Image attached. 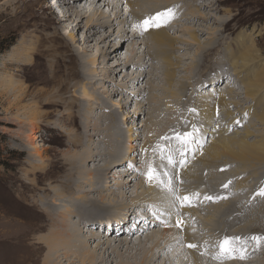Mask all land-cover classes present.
<instances>
[{
  "label": "rangeland",
  "instance_id": "1",
  "mask_svg": "<svg viewBox=\"0 0 264 264\" xmlns=\"http://www.w3.org/2000/svg\"><path fill=\"white\" fill-rule=\"evenodd\" d=\"M105 1V3L113 6L114 9L111 10L108 8H104L103 12L110 14V17L114 16L116 12H119L122 16L119 24L115 25L113 28L106 26L105 28L101 29L100 32L96 34V36H94L93 40L89 44L90 52L81 55L83 68H81L80 70L82 74H85L87 77L85 78V82L81 86V83H77L78 78L70 80L68 84L70 85L71 89L67 88V90H65L66 94H62L61 98L66 100L68 103L74 104L79 102L82 104L83 102V104H88L87 100H85V98L82 96V88L84 87L86 91L93 96V98H98L101 104L97 107L91 108L90 110H86V120H90L92 121V123H94L97 118L96 122L99 124H103V122H107L106 120L102 121L104 120L105 115H107L108 118H111V113L115 112L116 119L114 123L116 125L115 128L118 132L119 137L118 152L120 156L123 157V159L115 157L113 159H106V161L101 160L102 162L100 160H97L96 162H87L85 163V168L87 169V171H85V174H88L91 171L93 173L95 169H100L99 172H104L105 168H103V166L106 162L115 164L121 168L129 167V165L134 166L132 175H138V178L133 181L134 183H131L128 195H132L133 198H137L140 195L148 193V186L144 180V178L147 179V175L142 170L144 166L149 163L147 162L148 159L146 162H144V159H146V153H144V149L142 150L144 146V139H146L145 136L147 137L148 133H150L152 137L158 136L156 138V145L151 149L152 153L150 155V158H152V160L154 161L153 163H151L152 165L156 166L157 164V166L162 167V165L164 166V163L157 159H160V155L158 154L161 153L160 151L164 150V147L165 149L167 147L165 142V133H168L169 136L171 134L169 133V130L173 129L174 131L171 136L173 137V139L175 137V146L177 148L175 154L172 155L173 158L171 157V160H173V162L175 161V163H173V166H171V170L180 175L179 171L181 170V168L190 167L193 165V163L195 164L197 161L196 157H198L199 155L198 151H205L207 147H209L210 142L212 140H215L218 137L217 135L220 133V131L226 129V126L228 124L227 117L223 115L224 113H221L220 115L219 113H216L217 115H215L214 118H217V120L212 126H210L206 125V123L204 122H199L198 120L196 121V119L199 117L197 114H199L200 112H193L190 117L194 118L197 127L195 134L193 135L191 142L189 143L195 150L192 153V150L186 151L184 149V145L179 146L177 142H179L180 140L177 139V136L183 134L181 131V128L183 127L181 123L183 122L185 126L189 128L188 126L190 120L189 118H186V116L188 112H192V103L196 102L197 105L200 103L196 101L197 99L201 100L202 103H207L209 105L212 99L216 100V98L218 99L219 97L225 96L228 102H234L233 106H231L228 111L231 110L233 119L236 122V127L231 129L228 127L226 136L221 138L229 137L228 139H232L235 137V135H238V137H244V135L247 134V136L245 137V140L247 142L253 143L260 140L264 141V123H260L255 119L257 115H261L262 113H264L261 111V109L264 110V99L261 100L260 103L256 102L258 103L256 104L254 100H251V98H247L245 96V90L242 86H240L242 81L240 82L241 79H239V77L234 74V70L231 66L230 61V56H233L238 52V42L240 43L241 47H246V45H241V41H238L240 38L245 36L249 38V40H251V43H254L255 48L258 49L261 55V61L264 62V0H201L199 1L198 5L193 8H199L197 10L199 11V14L194 16V20H190L191 16L188 15L190 10L187 9L185 10V12L179 11L180 14H176L174 10L173 18H171L166 23V27L164 28L165 32L167 31V36L171 40L176 41L174 43V50L173 52H171L173 62L176 63L175 59L177 58L181 60H179V62H181L179 66L180 69H176L174 81L172 84H167L164 74L166 66L164 65L163 58H156L153 60H148L147 58L146 60L142 61L143 65L140 66L139 64L136 67H132L130 66V64L128 66H125L123 63L125 56L123 54L120 56L121 59L119 58V63L118 60L114 59L113 56L109 58L107 62L104 61L102 55L100 54L103 52H107L106 54L108 56L113 55V40L114 43L119 41V39H116L117 37H119L117 36L119 31L120 33H123L121 30L127 31L126 33L128 34L127 36L129 40V37H131L132 32H134L135 29L129 27L127 28L128 30H124L122 26L124 21L127 22V20L129 19L133 20V18H130V16L133 13L137 12V9L134 8V6H136V4L134 3L136 0H129L133 4V8L129 9V11H127V4L123 0ZM155 1L157 3H162L163 5L166 2V0H154L153 2ZM184 1L188 3L182 4L183 2L179 1L182 9L186 8L185 5H190L191 3L195 2L193 0ZM46 4L49 6L53 5V7L55 8V0H49L46 2ZM46 4L42 3L40 5L42 8H45ZM102 4L103 3H99L97 8L102 7ZM35 9L36 8H34V10ZM90 9H88L87 11L88 14L85 15V12H80L78 17H71L66 23L60 22V24L57 23L56 20L58 19V17L56 18V15H54L53 13V15H51L53 23L49 26L48 30H43L40 22L35 20L29 21V18H27L26 13L27 11L31 10V6L29 5L28 0H0V264H30L28 253L32 250V244L35 242L34 237H38V235H45L47 231L46 229L49 226V222H45V229L42 232L37 234H29L33 229L31 223H33L34 225L40 224L42 219L46 216L47 218L51 219L47 211L45 212L44 210L42 211L40 209V199H42L46 205H52L45 196V194H48L49 191H44L43 189L45 187L47 189L49 188L48 185H50L49 183L51 180H54V176L57 171L58 176L56 177V179L67 175L65 174V172H68L69 166H67V163L65 162L66 158L75 159L83 155V153L87 150H94L93 148L101 143L100 138H98L96 135L92 137L93 140L91 142H86V144L82 143V149L68 147L70 143H73L78 137L75 136V127L73 128V126H69L68 124H66L67 121H62L60 119L59 116L64 113V109L61 107L53 108L55 111L54 115L53 117L49 118L41 117V115H44L46 112L53 111V109L44 110L39 108V111L37 113L40 114V116L38 118V121L36 122L39 126V129L32 130L31 132L29 130V120L24 114L28 113V110L33 107L32 105H35V100L32 101L30 100V97H26L25 101H23V103L21 104V107L27 106V109L21 108L18 111L14 109L7 110L8 108H10L8 104L12 103L13 105V100L17 95L10 91V89H12L13 87L20 86L22 88H29V93H39L40 91L47 92L53 90L55 91L56 86H49L46 83L42 82V80L48 76V78L52 77L53 69L55 68L58 60L68 61L67 54H63L58 49V45L63 44L64 40L68 41L67 43L71 45L70 48L72 49L73 47V49L77 52H80L82 49H84V46H82V41L85 35H87L86 22L87 19L90 18L88 17V15H90L91 17H95L94 19L99 18L97 17L98 14L97 16H94V13L92 15V11H90ZM35 12L39 14L42 11L40 10V7H37ZM55 12L61 18L60 11L55 10ZM128 15H130L129 18L127 17ZM176 15L177 18L174 17ZM183 18L187 20H184ZM26 23L29 24L26 27L23 26V24ZM77 23L80 24L79 30L74 29ZM154 28L155 27H150L149 29ZM51 34H55L57 39L54 41L49 40L48 38L51 36ZM69 34L75 35V43H73L69 39ZM139 36H137L134 40L125 42V45L119 49V51H121L122 48L124 50H127L126 48L129 47V49L132 50V56L134 57L135 64L139 63L140 55H148L150 50L148 48L150 46H153L152 41L149 39V37L146 38V36ZM191 37H195L197 39V43L192 42ZM245 37H243V39ZM40 38H44L45 40V43L43 45L39 44ZM223 44H225L224 47L222 46ZM33 48L36 51L38 50L41 57H38V59L35 58V61L34 59H31L33 62L31 61L30 64L25 62V64L27 63V66H25L24 69L18 68L20 65H18L19 63L17 64L16 62H19V60L23 58L25 59L27 57V54L31 53V50ZM216 49L218 50V53L216 55H218V58L221 57L220 59H222V62H220L221 68L215 67L212 69L213 64H211V60L216 56L214 55L216 53ZM47 52H49V54ZM203 55L205 57L203 61L201 60L200 62V58ZM72 58L74 59V56H72ZM17 59L19 60L17 61ZM92 60L96 61L95 64L91 63ZM33 64L44 65L45 72L49 74H45L46 76H42L41 71H39V67L37 68V65ZM116 64L118 65L117 67H115ZM197 65H199L200 71H202L204 67L207 68L208 65L210 66L209 70H207L206 72L204 71V73L208 77H206L203 82L201 80V77L199 76V81H197L196 84H192L194 80H191L190 82H188V80L192 78L191 76H194L196 74L198 69L195 71L194 67H196ZM256 65L258 66L260 64L257 63ZM189 69L192 70V74L190 73L191 70ZM215 69H218L217 71L220 72L217 76H215L213 73ZM92 71H95V73ZM230 78H237L235 81L239 80L240 84L239 82H234L233 79V85H229L227 88V83L225 82ZM200 82L201 86H199ZM187 84L191 85L187 88ZM236 84H238L240 87L236 86ZM122 86L124 87L122 88L121 92L119 88ZM200 87L202 88L200 89ZM214 89L219 90L214 91ZM8 91L10 92L5 96V93ZM68 91H74V93H69ZM231 91L233 92V94ZM124 103L126 105H124ZM236 103L238 104L237 106L235 105ZM185 106L187 107L185 108ZM173 110L180 111L179 114L182 113L184 116L182 117L184 118L182 122L177 123L176 129H174L175 126L173 128H169L170 126L168 127V125L165 123L170 122V111L172 112ZM73 111L78 126L80 122L84 120V117L82 118L76 110L73 109ZM198 111H201V108L199 106ZM125 115L128 116L125 117ZM154 116H159V119L157 120V125H154L155 129L157 130L153 133L150 128V122L152 121V117ZM94 117L96 118L94 119ZM100 117H102V119H100ZM72 120H74V117ZM201 129L203 130L201 131ZM36 133L37 137L39 138L37 140H33V142H30L28 140V135L29 137H33V135ZM197 134L199 136L201 135L199 139H197ZM130 135H132V138H134L133 141H130ZM79 137L81 140L83 139V136ZM105 140L106 143H108V140ZM129 141L134 145V147H131V149H128ZM131 150H133L134 152L132 153ZM183 150L186 154H182ZM63 157L66 158L64 159ZM118 160L120 162H117ZM51 161H58V166H56L61 169L57 171L51 169L53 166L50 163ZM165 161H169V159H165ZM229 163V165L227 164L228 168L226 171L231 173L232 176H229V179H227V177V181L232 182L233 185L235 182H242L245 188H253L255 186H262L260 188L264 187L262 185L264 184V177L261 175L256 177L252 173L253 171L260 169L261 167L264 168V165L258 166V168L255 170L246 171L245 169H250V166L246 164V166H243V164H240L238 162ZM195 166L198 165L195 164ZM154 168L156 169V167ZM220 171L222 172V170ZM220 171L217 172L218 175L219 173L221 174ZM261 171H264V169H261ZM113 172L115 171H106L104 173L106 175H109L108 177L110 179ZM165 172L166 171H162L163 175H161L164 176ZM241 172H243V174ZM39 173H43L42 175L46 174L45 176L40 177L42 178L41 182H37V176H34V174L38 175ZM104 173H102L101 175H103ZM143 173L145 174V176H143ZM240 173L241 177H243L242 180H240L239 178H235V176H240ZM74 174H79V171ZM93 175L95 178L97 177V175H95L94 173ZM121 175L125 176L126 173L123 172L119 176ZM169 176L170 175H167L166 173L162 181H166ZM223 178V176H220L221 181L218 180L219 186L218 184L213 183L214 186L217 187V189L215 187L210 189L206 185L204 187L205 192L210 189L214 197L220 198V202L222 201L223 196L225 197V185H223L222 187L221 184ZM234 178L236 180H233ZM107 179L108 178H105L104 180L106 183H110L112 181H108ZM123 179L126 180V177H124ZM169 179H171V184L173 185L172 187L175 189L177 195H179L180 197H184L187 195L182 194V187L184 186V183H182L181 181L177 182L178 180L174 179V175ZM244 179L247 180L248 184H246L247 182ZM187 182L193 183V181L190 180H188ZM260 182H262V184ZM50 187L57 188L56 184L50 185ZM82 189L89 190L90 188L87 186L86 188ZM220 190H223L221 194L219 192ZM251 190L252 189H249V191ZM164 191L168 193L166 189H164ZM234 191L235 194L239 192L238 189ZM98 193L99 192H95L94 196V199L97 201L99 200L100 196V194ZM101 193V195L107 194L104 193V191H102ZM254 198L255 197H251L247 201V207L245 210V207H243L242 209V206L239 203H237L238 205L235 207L236 203H232L231 206V203L229 204L228 202V205L225 204L220 208V210L219 208L214 209L219 210L217 212L218 214L220 213V217L221 215L222 217L223 215H225L222 214V211L230 213L233 212L231 213V215H236L235 220L237 222H246L249 218H247L246 216V213L248 214L247 209L250 208V210H255L260 204L259 199L255 198V200ZM131 201V199L127 198V201L123 204H114L115 208L113 207V210L111 211L117 210L115 212L116 214L118 213V209H122L124 207L133 208L134 206H130ZM107 203H109V201H107ZM254 204H257L258 206H255ZM70 207L71 206L67 203V199L62 198V200L57 201V206H55L54 209L57 212L58 210H61L65 213L66 209H70ZM100 207L102 206H99V208ZM136 207L138 206H135L133 209L135 210ZM212 207H214V204L212 205ZM232 207L235 208L233 209ZM237 207L239 210L244 211L243 213L245 215H242L244 219L239 216L241 214L238 213ZM229 209L231 210L229 211ZM39 210H41V212ZM139 210L140 208H138L136 213ZM193 210L195 211V209ZM262 211H264V208ZM133 212L135 213V211ZM38 213L41 215V218ZM111 213L113 212H110L109 210L107 212H103V210L96 209L92 220H104V218H107V215ZM198 216L199 213H197L196 215V221H199ZM208 216L209 215L205 212L203 216H200L201 219L203 218L205 220L202 221V223L207 224L206 220ZM64 217L66 218L65 221L70 222L69 224H72L74 226L76 225L74 221L75 216L68 215L66 213ZM218 219L221 220L219 217ZM135 224H137V226L133 227V229L138 228L140 223L138 224L136 222ZM223 229L227 230L226 227H223ZM137 231L141 230H139L138 228ZM240 231V226L234 225L230 230L225 232L226 234L228 233V235L220 233V237L224 238L228 236H242L243 231H241L242 234L239 233ZM78 232L85 237H89L93 234L92 232L86 233V230L83 232L79 230ZM234 232L237 233L235 234ZM28 235L30 236L28 237ZM168 240L171 239L168 238ZM262 240L264 241V235L262 237ZM178 241L179 248H177L176 250L174 249L173 253H169V251L164 250L162 258L155 264H163V259L173 260L176 254H181L182 256L180 255V258H178V256L176 260L173 261V264H177L180 259L188 257V253H185V251L187 252V250L183 245V240L179 238ZM165 242L166 241H163V239H161V246L164 245ZM97 243L99 242L95 238V240L91 241V246L94 247ZM45 253V250L41 251L37 255L38 259L36 257L33 258V260L36 261V264H43ZM262 254L264 255V251L263 253H261V255ZM263 255L259 256V259H263ZM189 258L190 256L188 257V261L190 260Z\"/></svg>",
  "mask_w": 264,
  "mask_h": 264
},
{
  "label": "bare ground",
  "instance_id": "2",
  "mask_svg": "<svg viewBox=\"0 0 264 264\" xmlns=\"http://www.w3.org/2000/svg\"><path fill=\"white\" fill-rule=\"evenodd\" d=\"M47 1L49 0H28L29 5L31 6V10L27 11L26 13V16L27 18H29V21L35 20V21L40 22L43 27V30H48L49 26L53 23L52 18H51V15H53V13L54 15H56V18L58 17V19L56 20H57V23L59 24L60 22L66 23L71 17H78L80 12H85V15L88 14L87 11L90 8H91L90 11H92V15L93 13H94V16L95 15L97 16L98 14L97 17L99 18L94 19L95 17H91L90 15H88V17L90 18L87 19V22H86L87 35H85L82 41V46H84V49H82L80 52L75 51L73 47L71 49L70 48L71 45H69L67 43L68 41H65V40L63 44L58 45V49L63 54H67L68 61L58 60L55 68L53 69L52 77L48 78L49 77L48 76L42 80V82L46 83L49 86H53V87L56 86L55 91L54 90L47 91V92L40 91L41 93L40 92L39 93H35V92L29 93L28 91L29 88H26V87L22 88L20 86L13 87L12 89H10V91H12L14 94H17V95L15 96L13 100V105L12 103L8 104L10 108H8L7 110L14 109L18 111L21 108L27 109V106L21 107V104L23 103V101H25L26 97H30V100L32 101L35 100L36 101L35 105H32L33 107L28 110V113L24 114L26 115V118L29 120L28 121L30 123L29 130L31 132L32 130L39 129V126L36 123L40 116V114L37 113L39 111V108L45 110V109H53L55 107H61L64 109V113L61 116H59L60 119L62 121H67L66 124H68L69 126H73V128L75 127L76 129L75 136L78 137L73 143H70L68 147L80 149L83 146L82 143L86 144V142H91L93 140L92 137L96 135L98 138H100L101 143L95 146L93 148L94 150H91V149L87 150L86 152L83 153V155L75 159H69L65 157L66 158L65 162L67 163V166H69V170L68 172H65V174L67 175L62 176L59 179L58 178L56 179V177L58 176L57 170L61 169L57 167L58 161L50 162L51 165H53L51 169L57 172L54 176V180H51L49 184L50 185L56 184L57 188H53V187L51 188L50 185H48L49 186L48 189L46 187L43 189L44 191L45 190L49 191V193L45 194V196H46V199L49 200V202H51L52 204L51 206L46 205L42 199H40L39 202L41 204L40 209L42 211L44 210L45 212L47 211L51 219L47 218L46 216L42 219L40 224L34 225L33 223H31L33 229L31 231L29 230L30 231L29 234H37V233L42 232L45 229L44 228L45 222H49V226L46 229L47 231L45 235H38V237H34L35 242L32 244V247H31L32 250L28 253V256H29L28 259H30L29 261L30 264H36V261L33 260V258L34 257L37 258V255L41 251H44V250L46 251V253H45V256L43 255L45 257L43 264H155L162 258L164 250L169 251V253H173L174 249L176 250L177 248H179V244H178L179 238L182 239L183 242L188 244V246H186L187 252L185 251V253H188V257L190 256L189 258L190 260L188 261V257H185L184 259L183 258L180 259L177 262V264H264V257L263 259H259V256H262L263 254L261 255V253H263L264 251V241L262 240V237L264 235V211H262L264 208V195H260L259 193L261 189H264V187L260 188L262 186L260 187L255 186L253 188L251 187L245 188L242 182H238V183L235 182L233 185L232 182L227 181V179H229V176H232V174L226 171L228 168V165L230 164L229 162H233V163L238 162L240 164H243V166L245 164L250 166L249 167L250 169H247V168L245 169L246 171L255 170L258 168V166L264 165V141L260 140V141H256L253 143L247 142L245 140V137L247 136V134L244 135V137L243 136L238 137V135H235V137L232 139H228L229 137L221 138V137L226 136L228 127L230 129L236 127V122L233 119L231 110L228 111V109L231 106H233L234 102L232 101L228 102L225 96L219 97L218 99L216 98V100L214 99L215 102L212 99L209 105L207 103H202V101L198 99L196 100L200 102L198 105L196 102L192 103L191 104L193 108L192 112H188L186 116V118H189L190 120V123L188 126L189 128H187V126H185V124L182 122V120L184 119L182 118L184 117L183 114L182 113L179 114L180 111H177V110H173L172 112L170 111L171 113V115L169 116L170 122H165L168 125V127L170 126L169 128H173L175 126L174 129H176V125L178 122L179 123L182 122L181 123L183 126L181 128L182 133L183 134L191 133L193 130V127L195 126V129L197 127L194 118L190 117V115L193 114V112L195 113L200 112L199 114H197L199 117L196 119V121L198 120L199 122H204L206 123V125H210V126H212L217 120V118H214V116L217 115L216 113H219V115L221 113H224L223 115H225V117H227V120H228L226 129L222 131L219 130L220 133L217 135L218 137L215 140H212L210 142L209 147H207L205 151L203 152H201V150L200 152L198 151L199 155L198 157H196L197 161L195 163L198 166H195V164L192 162L193 165L190 167H182V168L180 167L181 168V170L179 171L180 175L176 174L175 172L171 170V166H173V163H175V161L173 162V160H171V163H170L169 161H165V159H169L171 157L173 158L172 155H174L176 152L177 147L175 146V137L173 139V137L171 136V134L174 131L173 129L169 130V133H171L169 136H168V133H165V136H166L165 142H166L167 147L166 149L164 147V150L160 151L161 153L158 154L160 155V159L157 158L158 160L164 163V166L163 165L162 167L157 166V164L156 166L152 165L151 163H153L154 161L152 160V158H150V155L152 153L151 149L154 148V146L156 145V142H157L156 138L158 136L152 137L150 133H148L147 137L145 136L146 139H144V146L142 150L144 149V153H146V156H145L146 159H144L145 160L144 162H146L148 159L147 162L149 163H147V165H145L144 163L145 166L144 168L142 167L143 168L142 170L147 175L149 165H151V167L155 170V174L159 176L160 180H163V177L166 175V173L167 175L168 174L170 175L167 178L168 180H171L169 178H171L174 175V179L178 180L177 182L181 181L182 183H184V186L182 187L183 189L182 194H184L183 192L187 193V196L190 198L189 202H185L184 204H181L180 202L174 203L173 202L174 197H172L169 193L165 192L164 188L157 187L155 180H153L152 182H149L148 178L147 179L144 178L148 186V193L140 195L137 198L135 196H134L135 198H133L132 195L129 196L128 191L131 186V183H134L133 181L136 178H138V175L137 176H135V174L132 175V170L134 166L129 165V167L121 168L115 164L106 162L105 165L103 166V168H105L104 172L112 171V170L115 171L111 175L112 177L110 179L108 177L109 175H106L104 172H99L100 169H95L93 172L95 175H97L96 178L94 177L92 171L88 174H85V171H87V169L85 168V163L87 162H96L97 160L106 161V159H109V158L113 159L115 157H119L123 159V157L120 156L118 152V149H119L118 148V145H119L118 138L119 137H118V132L115 128L116 125L114 123L116 119V114L115 112H112L110 115L111 118H108V116L105 115L104 120L102 121L106 120L107 122L105 123L103 122V124L97 123L96 117H94V119L96 118L94 123H92V121L90 120H86L87 119L86 114H85L86 110L87 109L90 110L91 108L97 107L101 104L98 98H93V96L90 95L84 87L82 88L83 89L82 96L85 98V100H87L88 102V104L86 103L87 106L85 103L83 104V102L82 104L79 102L74 103V104L68 103L66 100L62 99L61 97H62V94L64 93L66 94L65 90H67V88L71 89L70 85L68 84L70 80L78 78L77 83H81V86L83 85V83L85 82V78L87 77L85 74H82L80 70L81 68H83V61H82L81 55L82 54L84 55L90 52L89 44L93 40L94 36H96V34H98L101 29L105 28L106 26L113 28L115 25L119 24V21L122 16L119 12H116L114 16L110 17V14L103 12L104 8H108L111 10L114 9L113 6H110L109 4L105 3L106 2L105 0H55V5H54L55 8L53 7V5L52 6L47 5L46 4ZM123 1L127 4V11L133 8V4L131 1L129 0H123ZM153 1L154 0H136L134 2L136 4L134 8L137 9V12L133 13L131 16L130 15L127 16L128 18L129 16L130 18H133L134 21L132 19L127 20V22L124 21L123 26H122L124 30H128L127 28L129 27L135 29V31L132 32V35L130 34L131 35V37H129L130 41L134 40L139 35L146 36V38L149 37V39L152 41L153 46H150L148 48L150 49L148 55H145V54H143L142 56L140 55L139 63L135 64L134 57L132 56V50H130L129 47L126 48L127 50H124L122 48V50L119 51V49L125 45V42L129 41L128 36H127L128 34L126 33L127 31H123V30H121L123 33H120L119 31L117 35L119 37H117L116 39H119V41L114 43V40H113V45H112V48L114 50L113 55L108 56L106 54L107 52L106 53L103 52L100 55H102V58L106 62L107 60H109V58L113 56L114 59L118 60V63H119V60L121 59L120 56L123 54L125 56L124 57L125 59L123 60L124 65L128 66L130 64V66L132 67H136L139 64L140 66L143 65L142 61L146 60L147 58L148 60H151V59L153 60L156 58H163L164 65L166 66L164 74H165L167 84H172L174 81L176 69L178 70L180 69L179 66L181 62H179L180 59L178 58L175 59L176 63L173 62L172 60L171 52H173L174 50V43L176 41L171 40L167 36L166 34L167 31L165 32V29H164L166 27V24H164L163 26L159 28L157 27H155L154 29L148 28L147 30H142L138 28L137 25L142 23V21H144L145 19L155 16L157 13L163 12L167 9H173V12L175 10L176 14H180L179 11L185 12V10L188 9L190 10L188 14L189 16H191L190 20H194V16L199 14L198 13L199 11H197L199 8L198 9H193V8L196 7L199 1L201 0H193L195 2L194 3L190 2L192 5L191 4L185 5L186 8L184 9L181 8V5L179 3L180 1V2H183L182 4H187L188 2L186 3L184 0H178V1L177 0H166L164 5L162 3H157L156 1L155 2ZM42 3L46 4L45 8L41 7L40 4ZM99 3H103L102 7L97 8ZM37 7H40V10L42 11L39 14L35 12ZM34 8L36 9L34 10ZM55 10L60 11L61 18L55 12ZM174 17L177 18V15ZM184 20H187V19H184ZM28 24L29 23L23 24V26L26 27ZM79 28H80V24L77 23L74 29L79 30ZM68 37L73 43H75L74 34H69ZM243 37L240 38L238 41H241V45H244V46L246 45V47L245 48L241 47L240 43L238 42L237 43L238 52L235 55L230 56L231 66L234 70V74L237 75L239 79H241L240 82L241 81L242 82L240 84L239 80L235 81L237 78L235 79L230 78V79H227L225 83H227L226 85L228 88V86L233 85L234 82H239L240 86H242L243 89L245 90V96L247 98H251V100H254L255 103L256 102L260 103V101L264 99V62L261 61V55L258 49L255 48L254 43H251V40H249V38L245 37L243 39ZM48 39L51 41H54L57 39V37L55 34L53 35L51 34V36ZM191 41L194 43L195 42L197 43V39L195 37H191ZM44 43H45L44 38H40L39 44L43 45ZM224 45L225 44H223L222 46L224 47ZM217 51L218 50L216 49V53L214 55L218 53ZM47 53L49 54V52ZM72 56H74V59L72 58ZM38 57H41L40 53L38 52V50L36 51L33 48L31 50V53L27 54V57L25 59L24 58L21 60L17 59V61L19 60V62H16V63L17 64L19 63L18 65H20L18 68L24 69L25 66H27V63L30 64L33 59L35 61V58L38 59ZM204 57L205 56L203 55L200 58V62L201 60L203 61ZM220 58H218V55L212 58L211 60L212 61L211 64H213L212 69L215 67L221 66L220 62H222V59ZM25 62L27 63L25 64ZM95 62H96L95 60L91 61L92 64H95ZM257 63L260 65L257 66L256 65ZM117 64L115 67L118 66ZM33 65H37V64H33ZM36 67L37 68L39 67L40 69L39 71H41L42 76H46L49 74L45 72L44 65L39 64ZM194 68H195V71L197 69L198 70L194 76H191L192 78L189 79L188 82H190L191 80H194L192 84L193 83L196 84L197 81H199V78H198L199 76L201 77V80L204 82L206 77H208L204 73V71L206 72L207 70H209L210 66L208 65L207 68L204 67L202 71H200L199 65H197ZM217 70L218 69H215L213 71L215 76L219 75L220 73ZM92 72L95 73V71H92ZM190 73L191 74L193 73L192 70L190 71ZM233 79H234V82H233ZM207 81H206V84H207ZM190 85L187 84L186 85L187 88ZM199 86H201V82ZM236 86H239V85L236 84ZM123 87L124 86L119 88L121 92H122ZM201 88L202 87H200V89ZM218 90L219 89H216V90L214 89V91H218ZM10 91L6 92L5 96ZM68 92L74 93V91H68ZM124 105L126 104L124 103ZM235 105L237 106L238 104L236 103ZM198 106L201 108V111H198ZM186 107L187 106H185V108ZM73 109L76 110L77 113H79L82 118L84 117V120L80 122L78 126H77V120L73 113L74 112ZM261 111L264 112L263 109H261ZM54 112L55 111L53 109V111L46 112L44 115H41V117H44V118L53 117ZM126 116L128 115H125V117ZM73 117H74V120H72ZM158 117L157 116L152 117V121L150 122L151 123L150 128L153 133L156 132L157 130L155 129L154 125H157L156 123H157V120L159 119ZM231 118H232V121H231ZM100 119H102V117H100ZM255 119L258 120L260 123L261 122L264 123V113H262L261 115H257ZM202 130L203 129H201V131ZM163 134H164V131H163ZM79 136H83V139L81 140ZM200 136L197 134V139H199ZM130 137H131L130 141H133L134 138H132V135H130ZM28 138L30 142H33V140H37L39 137H37V133H36L33 135V137H29L28 135ZM105 139L108 140V143H106ZM130 141H129L128 149H131V147L132 148L134 147L133 143H131ZM177 143L179 144V146L184 145L185 147L184 149L186 151L192 150L191 152L193 153V151L195 150L193 147H191L190 143H187L186 145L182 143L181 141ZM131 152L133 153L134 151L131 150ZM182 154H186L184 150ZM132 160H133V157H132ZM117 162H120V161L118 160ZM154 167H156V169ZM261 169H264V168L261 167L260 169L253 171L252 173L256 177L260 175L264 177V171H261ZM220 170H222V172ZM77 171H79V174H74ZM162 171H166L164 176H162L163 175ZM218 171L221 172V174L219 173V175L221 177L222 176L224 177L222 179L223 181L221 182L222 187L223 185H227V187L224 186L225 197L223 196V199L221 202H220V198L214 197L213 193L210 191L211 188L215 187L214 184H218L219 186L218 180L221 181V179H220V176L217 174ZM123 172H125L126 175L119 176ZM243 172L241 173L243 174ZM102 173L104 174L101 175ZM241 173L239 174L240 176H235V178L236 179L239 178L240 180H242L243 177H241ZM42 174L43 173H39L38 175L34 174V176H37L36 177L37 182H41L42 178L40 177L46 175V174L44 175ZM145 174L143 173V176H145ZM124 177H126V180L123 179ZM105 178H108L107 179L108 181L112 180L111 182L113 183L111 182L106 183L104 181ZM235 178L233 180H236ZM167 179L164 182H167L168 181ZM187 179L190 181H193V183L187 182L188 181ZM216 179H217V183H216ZM245 181L247 182V180ZM260 183L262 184V182ZM246 184H248V182ZM205 185L208 188H210L209 190H207V192H205V188H204ZM262 185L264 186V184ZM87 186L90 188L89 190L82 189V188H86ZM215 188L217 189V187ZM237 189L239 190V192L235 194L234 190H237ZM249 189H252V190L249 191ZM102 191H104V193H107V194L101 195ZM222 191L221 190L219 191L220 194ZM95 192H99L98 194H100V196L98 195L99 196L98 201L94 199ZM205 197H211L212 199H205ZM251 197L258 198L260 201V204L257 202L258 201L257 200L256 202L259 204V206L257 204H254L255 206H258L257 209L250 210V208L248 207L249 208L247 209L248 214L246 212L245 213H246L247 218L248 217L249 218L248 220L246 218L247 220L246 222H243V221L237 222L235 220L236 215H231V213L233 212L230 213V212L222 211V214H225L223 215V217L221 215L222 218L220 217V213L218 214L217 212L225 204L228 205V203L229 204L231 203V206H232V203H236L235 207L238 205L237 203H239L242 206L241 207L242 209L243 207H245L244 208L245 210L247 207V201ZM62 198L67 199V203L71 206L70 209L69 208L66 209L65 213L61 210H58L57 212L54 209V207L57 206V201L62 200ZM127 198L132 200L130 206L131 205L134 207L138 206L136 207L135 210L133 209L134 207L133 208L124 207L122 209H118V213L116 214L115 212L117 210L111 211L113 210L112 208L115 206L114 204H119V205L123 204L124 202L127 201ZM107 201H109V203H107ZM213 204H214V207H212ZM99 206H102V207L99 208ZM194 206L195 208H193ZM228 207H227V210H228ZM138 208H140V210L136 213ZM192 208L195 209V211ZM214 208H219V210L214 209ZM73 209H74V212H73ZM96 209L103 210V212H107L109 210L110 212H113V213L108 214L107 218H104V220H97V219L92 220ZM41 210L39 211L41 212ZM230 210L231 209H229V211ZM133 211H135V213ZM204 212L209 215L206 220L207 224L202 223V221H205V220L203 218L201 219L200 217V216H203ZM243 212L244 211L238 209V213L241 214L239 215L241 218H243L242 215H245ZM66 213L68 215L75 216L74 218V221L76 223L75 226L72 224H69L70 222L65 221L66 218L64 216L66 215ZM197 213H199V216H198L199 221H196ZM182 214H184L183 216L185 217H183ZM187 214L188 215L190 214L189 215L190 217H187L186 216ZM218 217L221 220H219ZM40 218H41V215H40ZM136 222L138 224L139 223L141 224V225L139 224L140 227L138 226L139 230L141 231H137L138 228L133 229V227L137 226V224H135ZM234 225L240 226L241 231H243L242 236H245L247 239L252 240L254 242V246L247 247L246 245H243V246L234 248L238 252V255L237 256L232 255V258H229L228 255L221 254V251L219 250L220 245L225 240L230 242L231 240L238 239L241 236H237V237L228 236V237L221 238L220 233H224L225 235H228V233L226 234L225 232L230 230ZM223 227H226L227 230L226 229L224 230ZM79 230H81V232L86 230V233L92 232L93 234L90 235L89 237H85L84 235L79 234L78 232ZM241 231L239 233H241ZM29 236L30 235H28V237ZM253 237H259L260 238L259 242L254 240ZM95 238L98 240L99 243H97L94 247H92L91 241L95 240ZM168 238L171 240H168ZM161 239H163V241H166L165 244L162 246L160 244ZM172 240H175V241H172ZM189 245H194V247H189ZM202 245L204 246L211 245L212 246L211 249L217 248L218 252L216 253L215 256L212 257V259L206 256H200L199 253L202 251V247H201ZM197 247H201V248H197ZM241 248H243L245 252V257H246L245 259L239 258V249ZM180 255L181 254L179 255L176 254L173 260L163 259L162 260L164 262L163 264H173V261L176 260L178 256H179L178 258H180Z\"/></svg>",
  "mask_w": 264,
  "mask_h": 264
},
{
  "label": "snow or ice",
  "instance_id": "3",
  "mask_svg": "<svg viewBox=\"0 0 264 264\" xmlns=\"http://www.w3.org/2000/svg\"><path fill=\"white\" fill-rule=\"evenodd\" d=\"M174 12L173 9H167L163 12L157 13L155 16L149 17L142 21V23L138 24L137 27L142 29V30H147L150 27H161L164 24H166L171 18H173ZM196 129L195 126L193 127V132L191 133H184L179 136H177V139L180 140L182 143L187 144L191 142V139L195 133ZM169 162L171 163V158H169ZM147 178L149 182H152L153 180L156 181L157 187H162L168 191V193L174 197V203L175 202H180L181 204H184L185 202H189L190 198L188 196L180 197L179 195L176 194L175 189L172 187L171 180H168L167 182H164L160 180L159 176L155 174V170L149 165L148 173H147ZM227 187V185H225ZM260 195H264V189H261ZM205 199H212L211 197H205ZM254 240L259 242L260 238L259 237H253ZM229 241L225 240L221 245H220V250L221 254H226L229 256V258H232L233 252L236 251L233 247L228 246ZM189 247H194V245H189ZM239 258L240 259H245V252L243 248L239 249Z\"/></svg>",
  "mask_w": 264,
  "mask_h": 264
}]
</instances>
